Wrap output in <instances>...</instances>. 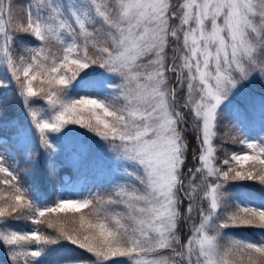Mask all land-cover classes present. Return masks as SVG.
Returning a JSON list of instances; mask_svg holds the SVG:
<instances>
[{"label":"snow or ice","instance_id":"1","mask_svg":"<svg viewBox=\"0 0 264 264\" xmlns=\"http://www.w3.org/2000/svg\"><path fill=\"white\" fill-rule=\"evenodd\" d=\"M0 72V126L12 91L44 153L79 125L123 181L49 200L0 137L10 264H264V137L217 143L254 114L264 127V94L247 91L264 86V0H0ZM60 249L78 255L49 262Z\"/></svg>","mask_w":264,"mask_h":264},{"label":"trees","instance_id":"2","mask_svg":"<svg viewBox=\"0 0 264 264\" xmlns=\"http://www.w3.org/2000/svg\"><path fill=\"white\" fill-rule=\"evenodd\" d=\"M0 74L2 75V78H5L3 72H0ZM85 79L88 78L86 77ZM82 83L84 82L81 81V84ZM7 99L11 101V103L9 106V110L5 115V120L11 121V123H4L2 126H0V131L5 135H7L9 141L11 140L12 146H14L18 152V161L20 164L19 171L21 173L23 182L26 187L28 185L35 184L39 188L42 195L45 192H47L50 193L49 196H51L55 191V186L58 179L57 172H61L62 171L61 169H66L73 172L74 168L72 166V163L63 161V165L61 166V168L56 169L54 174H50L49 171V162L51 161L50 156L49 154L44 153L43 150L38 147L35 136L33 135L32 131L29 128V118L27 116L24 107L22 106L21 103L17 102L16 97L12 91H9V93L7 94ZM44 104H45L44 101L39 102V106L43 107ZM68 128L71 131L74 128L76 133H78V135L80 136L79 139L75 135L74 138H71L70 141L66 143L62 139L53 136L52 138L53 143L55 147L61 142L63 144H68L67 149L68 152L70 153L69 155L72 154V156H75L74 152L77 146L79 145L86 146L87 148L86 158L82 161V164L78 166L76 169L78 171V169L80 168H85L87 169L85 170L87 172L88 168H86L87 167L86 161L88 160V157H92L93 155L98 154V152L100 153V151H97V146L101 141H99V138L95 137L94 134H84L86 130L81 129L79 125H69ZM219 133L221 136L224 137V139L222 141L218 140L217 143L222 144L224 147L227 148L229 152L234 151L241 147L239 143V139L241 137L238 135V133H242V132L236 131L235 128H226L221 126L219 129ZM233 136L237 137L235 142L232 139ZM55 142H57L58 144H56ZM38 151L41 152L42 154L40 156L39 168L36 170V175L35 176L25 175V170L32 171L36 169V166L34 163H25L24 160L22 159L23 155L28 152L36 153ZM102 153L104 154V152ZM222 158H223V154L221 153V159ZM194 165H195V161H191L190 159L188 166L192 167ZM97 194H99L100 196L103 195L101 193H94L91 195H97ZM83 211L87 213L89 210L85 209ZM196 222H198V220ZM24 224H26V222L21 221L19 222V224H13V226L19 228ZM187 232L188 230L186 228L183 234L186 235ZM253 235H257V234H253ZM65 255L76 256L78 255V253L66 251L65 249H60L57 252H53L52 255L48 257V261H51L52 259L58 256L64 257ZM2 264H10V258L8 256H4Z\"/></svg>","mask_w":264,"mask_h":264},{"label":"rangeland","instance_id":"3","mask_svg":"<svg viewBox=\"0 0 264 264\" xmlns=\"http://www.w3.org/2000/svg\"><path fill=\"white\" fill-rule=\"evenodd\" d=\"M0 78H2L1 75ZM84 91L85 90L79 86L75 90V92H80L81 94ZM247 91H250L251 94L259 98L262 94H264V86H261L259 83H254L248 87ZM43 107H46V105L44 104ZM235 130L242 131L243 136H247L250 138L260 139L264 137V127H262V123L258 114H254V118L244 120L242 127L238 126L237 128H235ZM75 135L79 139L80 136L73 128L72 131L69 130L64 135L54 136L62 139L67 143L71 138H74ZM0 137L4 139L5 146L8 147L9 150L16 156V160L18 161V152L16 148L12 146L11 140L9 141L8 137L1 131ZM55 143L58 144L57 142ZM67 146L68 144H63L62 142L58 144L55 147V152L50 156V160L55 162L56 169L61 168V166L63 165V161L72 163L74 169L73 172L66 169H61V172H57L58 179L55 186V191L53 192V195L49 196V200H51L55 196L56 191H63L65 195H72L77 197H87L94 193H101L103 194L102 196H106L109 192V189L112 188L115 183L123 182L119 179V171H114L112 169L111 154L110 151L107 150L106 145H104L103 142H100L97 146V151H100V153L98 152V154H95L92 157H88V160L86 161V168H88L87 172L85 171L87 170L85 168H80L77 171L76 168L82 164V161H79L78 158L76 156H72V154L69 155L70 153L68 152ZM245 150V148L241 147L236 149L235 151L243 152ZM102 152H104V154ZM9 163H12V161L9 160ZM25 225L26 224L19 228H24ZM186 228L187 227H185L184 230H186ZM241 234L246 235L248 239H259L258 234ZM186 235L182 234V240ZM4 256H8L7 249L6 247L0 246V264H2ZM21 264H23V258H21Z\"/></svg>","mask_w":264,"mask_h":264}]
</instances>
